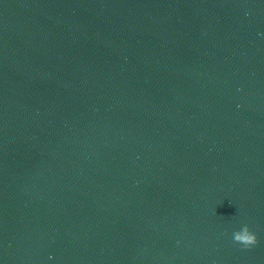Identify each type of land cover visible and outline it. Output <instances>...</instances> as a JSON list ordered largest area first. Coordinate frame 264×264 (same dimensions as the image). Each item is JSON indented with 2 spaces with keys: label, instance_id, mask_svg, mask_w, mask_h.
I'll use <instances>...</instances> for the list:
<instances>
[{
  "label": "clouds",
  "instance_id": "clouds-1",
  "mask_svg": "<svg viewBox=\"0 0 264 264\" xmlns=\"http://www.w3.org/2000/svg\"><path fill=\"white\" fill-rule=\"evenodd\" d=\"M232 239L234 243L242 245L244 248H250L257 244V236L251 231L247 224H244L239 230L233 232Z\"/></svg>",
  "mask_w": 264,
  "mask_h": 264
}]
</instances>
